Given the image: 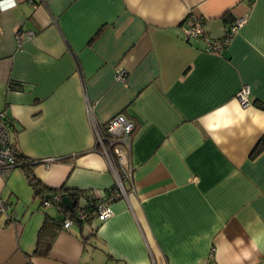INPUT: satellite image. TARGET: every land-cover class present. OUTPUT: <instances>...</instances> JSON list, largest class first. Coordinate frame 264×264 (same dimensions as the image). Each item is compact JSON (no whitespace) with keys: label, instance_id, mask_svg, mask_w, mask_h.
Wrapping results in <instances>:
<instances>
[{"label":"crops","instance_id":"obj_1","mask_svg":"<svg viewBox=\"0 0 264 264\" xmlns=\"http://www.w3.org/2000/svg\"><path fill=\"white\" fill-rule=\"evenodd\" d=\"M5 3L0 110L38 179L106 194L114 176L86 105L98 128L118 113L134 128L115 215L59 229L46 252L38 233L57 209L40 204L19 167L0 173L14 213L0 216V264H264V0ZM227 12L247 21L221 52L183 36L199 18L221 39ZM18 30L35 34L18 47Z\"/></svg>","mask_w":264,"mask_h":264},{"label":"built area","instance_id":"obj_2","mask_svg":"<svg viewBox=\"0 0 264 264\" xmlns=\"http://www.w3.org/2000/svg\"><path fill=\"white\" fill-rule=\"evenodd\" d=\"M5 0H0V9L5 8ZM247 21L246 17L235 18L234 21L226 28L221 39H210L206 37L202 27V20L196 18L192 20L188 27L182 29L183 36L204 37L206 51L221 52L229 43L232 35ZM35 33L33 31L15 32V40L17 46L20 47L22 42L31 38ZM126 78V70L119 67L115 71V80L124 83ZM249 87L243 85L236 94L242 108L250 106L248 100ZM91 105H86V111L90 117L91 124L96 132L95 149L99 150L106 159L108 166L112 169L114 182L104 195H96L90 192L92 200L89 205L94 206V218L98 222H104L115 215L113 203L119 198H127V188L125 182L132 178V168L126 158V152L130 147V137L134 128V123L123 113H118L108 119L103 127L98 128L91 119ZM6 110H0V173H5L7 170L16 167V159L12 148L11 132L6 125L7 119ZM58 197H56L57 199ZM43 206H50L48 201H44ZM12 206L6 200L0 198V216H4L6 220L13 219ZM90 215L87 208H78L75 210L73 217H67L63 220L61 226L63 229H68L76 221H86Z\"/></svg>","mask_w":264,"mask_h":264},{"label":"trees","instance_id":"obj_3","mask_svg":"<svg viewBox=\"0 0 264 264\" xmlns=\"http://www.w3.org/2000/svg\"><path fill=\"white\" fill-rule=\"evenodd\" d=\"M234 19V16L228 12L222 16V20L226 26L230 25L234 21ZM10 86L14 88H21V84L19 83H11ZM260 106L264 107V103L260 104ZM6 125L9 128L10 132L16 129L9 118L6 119ZM12 148L16 159V167H19L24 173V176L28 182V185L32 189L34 196L39 197L41 205L44 201H48L50 203V206L55 207L59 213V216L56 218L47 217L48 219L44 220V223L38 233V242L42 243V249L46 252L49 249L56 232L62 228L61 224L63 220L67 217H73L76 209L87 208L90 212V215L86 221H76V223H88L92 219H95L93 214L95 208L93 205H89V201L92 200L89 194L91 191H72L65 187L52 188L47 186L34 174V167L38 162L22 154L13 140ZM67 159L68 158H60L59 161H65ZM66 195L69 196L71 200L75 201L73 210H69L61 201V198ZM56 197L58 198L56 199ZM80 201H83V204H79Z\"/></svg>","mask_w":264,"mask_h":264},{"label":"water","instance_id":"obj_4","mask_svg":"<svg viewBox=\"0 0 264 264\" xmlns=\"http://www.w3.org/2000/svg\"><path fill=\"white\" fill-rule=\"evenodd\" d=\"M62 203L69 209V210H73L74 209V205H75V201L71 200L69 198V196H63L61 198Z\"/></svg>","mask_w":264,"mask_h":264}]
</instances>
